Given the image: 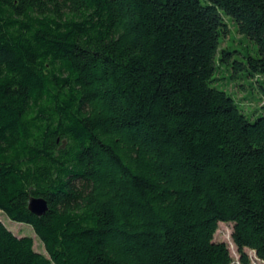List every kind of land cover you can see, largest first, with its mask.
<instances>
[{
  "label": "trees",
  "instance_id": "obj_1",
  "mask_svg": "<svg viewBox=\"0 0 264 264\" xmlns=\"http://www.w3.org/2000/svg\"><path fill=\"white\" fill-rule=\"evenodd\" d=\"M0 213L46 251L0 220V264H232L221 223L264 259V0H0Z\"/></svg>",
  "mask_w": 264,
  "mask_h": 264
},
{
  "label": "rangeland",
  "instance_id": "obj_2",
  "mask_svg": "<svg viewBox=\"0 0 264 264\" xmlns=\"http://www.w3.org/2000/svg\"><path fill=\"white\" fill-rule=\"evenodd\" d=\"M227 21L230 25L231 33L228 38H221V48L235 50L239 53L235 54V57L240 61H245L244 57L249 54H255L256 46L250 40L244 38L238 33L236 25L231 20H229V18H227ZM230 63L231 65L217 62L218 70L216 73V79L218 81L216 82L215 86L231 94L236 102L245 109L246 113L249 115H254L253 119H255L258 115H260V112L256 111V109L262 106L259 92L251 84V80L245 77L246 72L236 71L232 61ZM0 220L17 237H31L34 240L35 250L39 253L46 254L43 244L37 238L32 227L13 222L3 213H0ZM232 232L233 224L221 223L215 235V241L225 242L230 248L233 262L237 263L238 260H240V255L236 254V246L232 240ZM246 252L248 254L249 251L246 250Z\"/></svg>",
  "mask_w": 264,
  "mask_h": 264
},
{
  "label": "water",
  "instance_id": "obj_3",
  "mask_svg": "<svg viewBox=\"0 0 264 264\" xmlns=\"http://www.w3.org/2000/svg\"><path fill=\"white\" fill-rule=\"evenodd\" d=\"M29 210L33 215L42 217L49 210L48 202L41 197H32L29 202Z\"/></svg>",
  "mask_w": 264,
  "mask_h": 264
},
{
  "label": "built area",
  "instance_id": "obj_4",
  "mask_svg": "<svg viewBox=\"0 0 264 264\" xmlns=\"http://www.w3.org/2000/svg\"><path fill=\"white\" fill-rule=\"evenodd\" d=\"M236 254L237 255L239 254L237 248H236ZM247 255H248V258L250 260V264H264V259L259 258L255 251L249 250ZM232 264H243L241 261V257L237 263L233 262Z\"/></svg>",
  "mask_w": 264,
  "mask_h": 264
}]
</instances>
